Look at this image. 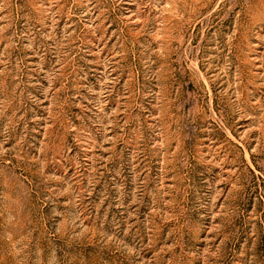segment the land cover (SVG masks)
<instances>
[{
  "label": "rangeland",
  "instance_id": "1",
  "mask_svg": "<svg viewBox=\"0 0 264 264\" xmlns=\"http://www.w3.org/2000/svg\"><path fill=\"white\" fill-rule=\"evenodd\" d=\"M0 264H264V0H0Z\"/></svg>",
  "mask_w": 264,
  "mask_h": 264
}]
</instances>
